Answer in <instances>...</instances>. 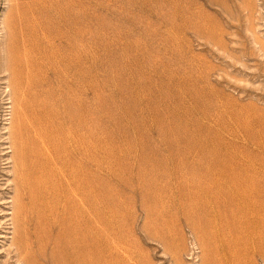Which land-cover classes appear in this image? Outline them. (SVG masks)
<instances>
[{
  "label": "rangeland",
  "instance_id": "1",
  "mask_svg": "<svg viewBox=\"0 0 264 264\" xmlns=\"http://www.w3.org/2000/svg\"><path fill=\"white\" fill-rule=\"evenodd\" d=\"M0 264H264V0H0Z\"/></svg>",
  "mask_w": 264,
  "mask_h": 264
}]
</instances>
